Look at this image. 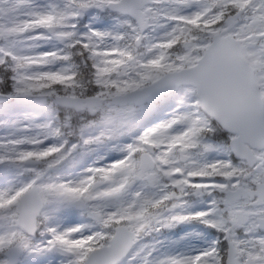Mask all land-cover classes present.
Instances as JSON below:
<instances>
[{
    "label": "snow or ice",
    "instance_id": "6c2138e0",
    "mask_svg": "<svg viewBox=\"0 0 264 264\" xmlns=\"http://www.w3.org/2000/svg\"><path fill=\"white\" fill-rule=\"evenodd\" d=\"M0 264H264V0H0Z\"/></svg>",
    "mask_w": 264,
    "mask_h": 264
}]
</instances>
